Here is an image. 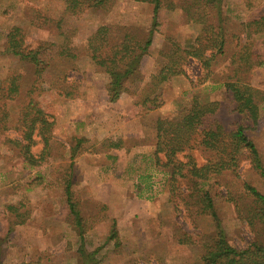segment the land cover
<instances>
[{
	"label": "rangeland",
	"instance_id": "1",
	"mask_svg": "<svg viewBox=\"0 0 264 264\" xmlns=\"http://www.w3.org/2000/svg\"><path fill=\"white\" fill-rule=\"evenodd\" d=\"M224 4L234 29V23L264 11V0H224ZM67 6V0H0V264H203L201 256L217 230L216 220L199 209L196 191L186 196L192 189H187L185 180L175 182L173 196L169 169L151 159L156 120L176 113L194 93L203 101L218 100L220 107L209 120L228 129L242 122L264 162V119L255 123L235 111L236 103L223 86L231 73L226 57L213 65L215 76L197 87L191 80L197 79L201 68L189 60L186 75L172 77L152 91L158 60L164 61L161 33L154 35L143 61V79L134 91L111 102L106 89L109 76L91 59L90 37L101 25L147 31L153 7L114 0L108 8L87 7L73 16ZM60 18L70 20L75 30L61 33ZM159 20L164 32L185 46L200 31L179 11L163 9ZM14 27L22 29L28 48L54 41L64 44L69 56L50 58L49 66L36 73L31 62L5 49L6 36ZM262 40L264 33L256 36V42ZM229 41L230 55L241 46L237 36ZM12 78L19 93L5 97L3 90ZM245 79L264 92V64ZM30 100L39 105L45 101L52 121L49 129L34 131L30 150L39 160L34 166L18 143L26 144L28 124L23 115L29 112ZM114 142L121 145L109 146ZM191 152L198 163L209 157L203 148ZM68 182L80 225L70 213ZM244 182L264 193V178L245 154L235 172L203 182L205 188L212 185L219 192L216 212L224 234L237 248L252 242L264 245V225Z\"/></svg>",
	"mask_w": 264,
	"mask_h": 264
},
{
	"label": "trees",
	"instance_id": "2",
	"mask_svg": "<svg viewBox=\"0 0 264 264\" xmlns=\"http://www.w3.org/2000/svg\"><path fill=\"white\" fill-rule=\"evenodd\" d=\"M113 1L67 0V9L76 16L87 7L108 8ZM132 1L152 5V22L147 31L141 32L139 28L127 25H101L90 37L91 59L97 68L109 76L106 89L111 102L117 101L124 93L134 91V87L143 79V61L150 53L154 35L161 33L165 35V45L161 50L164 61L161 63L158 60L159 68L153 76L152 91L172 77L186 75V64L189 60L198 62L201 68L197 79L191 80V86L197 87L215 76L213 65L226 57L231 73L223 86L236 103L235 111L255 123L260 118L264 119V92L245 79L257 66L264 64V40L256 42V36L264 33V11L238 24L234 23L233 26H237V29H234L230 24L232 18L224 0ZM163 9L179 11L185 22L200 26L199 33L190 45L185 46L174 36L164 32L163 24L159 20ZM57 29L65 33L74 31L75 27L70 20L60 18L57 20ZM233 36H237V45L241 47L229 55V39ZM6 39V51L21 60L31 62L39 74L49 66L50 58L57 55L69 56L66 52L68 48H65L64 44L59 46L54 41L41 42L35 48H28L20 27L12 28ZM255 44L257 47L253 48ZM19 90L16 78H12L3 90V96L12 97L13 94L19 93ZM156 99L150 100L156 103ZM41 102L39 105L38 101L30 100L29 112L23 115L24 123L28 124L23 138L26 144L18 142L25 153V159L33 166L39 163L37 156L30 150L35 139L34 131L39 128L41 133L52 125L45 101ZM219 107L220 101H203L194 93L190 101L176 113L159 117L155 124L156 141L151 159L155 165L169 169L173 196L176 193L175 182L185 180L187 189H192L186 196L195 195L196 191L195 196L201 204V208L198 205L199 209L216 220L217 230L201 256L203 264H264L263 244L252 242L246 248H237L229 241L222 230L215 208V199L220 194L213 191L212 185L208 188L203 185V182L226 171L235 172L244 154L252 167L264 178L262 156L248 136L246 126L239 122L232 129H228L219 121L209 120ZM32 114L30 122H27L28 115ZM120 145L117 142L109 143L112 147ZM198 147L209 152L205 162L198 163L191 154V151ZM74 156L75 154L72 155ZM243 186L245 193L253 199L256 216L264 225V193L248 182H244ZM66 196L70 213L80 225L81 214L72 199L71 182L67 183ZM115 226L116 222L113 224L112 238L115 237ZM80 235L83 236V232Z\"/></svg>",
	"mask_w": 264,
	"mask_h": 264
},
{
	"label": "crops",
	"instance_id": "3",
	"mask_svg": "<svg viewBox=\"0 0 264 264\" xmlns=\"http://www.w3.org/2000/svg\"><path fill=\"white\" fill-rule=\"evenodd\" d=\"M9 209H11V208H9Z\"/></svg>",
	"mask_w": 264,
	"mask_h": 264
}]
</instances>
